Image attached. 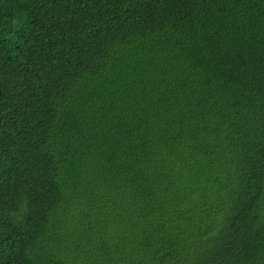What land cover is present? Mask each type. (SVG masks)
Here are the masks:
<instances>
[{"label": "trees", "instance_id": "trees-1", "mask_svg": "<svg viewBox=\"0 0 264 264\" xmlns=\"http://www.w3.org/2000/svg\"><path fill=\"white\" fill-rule=\"evenodd\" d=\"M0 264H264V0H0Z\"/></svg>", "mask_w": 264, "mask_h": 264}]
</instances>
